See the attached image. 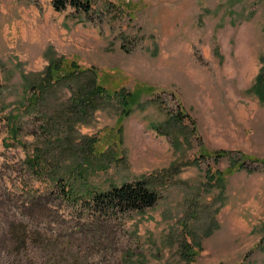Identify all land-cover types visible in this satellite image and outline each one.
Returning a JSON list of instances; mask_svg holds the SVG:
<instances>
[{
    "label": "rangeland",
    "instance_id": "obj_1",
    "mask_svg": "<svg viewBox=\"0 0 264 264\" xmlns=\"http://www.w3.org/2000/svg\"><path fill=\"white\" fill-rule=\"evenodd\" d=\"M54 2L0 0V264H264V0H91L88 15ZM58 60L83 73L50 88ZM91 69L155 90L122 132L117 98L86 113L74 103ZM37 153L62 173L90 161L102 189L159 171L161 198L92 219L27 168ZM240 153L252 172L208 178ZM174 163L180 173H165Z\"/></svg>",
    "mask_w": 264,
    "mask_h": 264
},
{
    "label": "trees",
    "instance_id": "obj_2",
    "mask_svg": "<svg viewBox=\"0 0 264 264\" xmlns=\"http://www.w3.org/2000/svg\"><path fill=\"white\" fill-rule=\"evenodd\" d=\"M68 5H70L77 12H83L87 15L92 9L91 0H55L54 2V8L58 12L65 10ZM71 65V67L64 68L65 63L61 62V60H58L50 65L48 68L47 78L43 79L47 83L46 85L53 88L56 85L63 83L64 80L66 81L77 74L83 73V71L78 69V66L75 64ZM64 70H66V73H64ZM57 73H60L59 76H55ZM91 73L93 75L89 77L86 84H82L78 90V94L73 95L74 103L76 104V107H80V112L86 113V111L96 104V102L98 103L100 99L105 100L110 97L117 98L121 109L119 120V125L121 126L119 128V132H122L123 130L122 122L133 114L135 107L141 104L144 95L155 93L153 87L148 88L146 86H137L133 90L127 88L125 85L117 87L114 86V82H109L108 76L100 77L94 69H91L88 72V74ZM257 78L259 79L257 81V88L260 90L261 88H264L263 73H261ZM107 84H110V86H107ZM34 93L36 95V91ZM12 118L14 120L17 119L16 117ZM179 119L180 117L178 115L174 118L170 117L168 121L179 125ZM6 127L8 129V136L12 139V142H14L15 139L17 140L21 132L19 126L17 127L14 122L9 120L7 121ZM226 154L232 155V152L222 151L217 153L218 156L216 157H221ZM238 156H240L237 157L238 161L232 163L233 165L228 174L224 171H220L217 172L216 175L215 173L208 171V178L216 181L220 179L225 180L223 177L232 175V173L237 170L245 169L247 156L242 153ZM262 163L264 165V160ZM25 164L27 168L33 172L36 178H41L40 174L45 172L47 180L46 183L50 184L51 187L52 185L56 187L54 190L58 192V196L68 202H71L75 206L88 209L89 212H91L90 218L92 219H109L113 215H116L114 219H121V217L130 213L145 212L148 209H152L161 198L160 192L154 183L157 182L161 184L164 180H166L165 175L158 171L150 176V180L143 177L135 181V183L127 182L122 186L112 184L109 189H102L92 183V178H94L95 173H97L98 170L96 169L97 167L93 166L90 161H88V163L82 161L72 167L68 166L66 172L64 173L59 170L60 165L57 158L53 157L48 159L46 154L41 155L37 153L34 155V158H28ZM246 169L250 172L254 170L253 168L249 169L248 167ZM180 170L181 168H178L176 163H174L170 168L166 169L165 173L169 172L178 175ZM37 191L38 190L32 189L30 192L33 196H35ZM194 206V204H191V207ZM194 213L195 210L191 208L189 215L191 214L193 217ZM20 230L23 229L20 228ZM21 232L25 234L24 230ZM183 240H185V238ZM191 244V242L185 241L182 245L183 255L187 259H192L191 251H189L192 247ZM189 264H193L192 261H189Z\"/></svg>",
    "mask_w": 264,
    "mask_h": 264
}]
</instances>
